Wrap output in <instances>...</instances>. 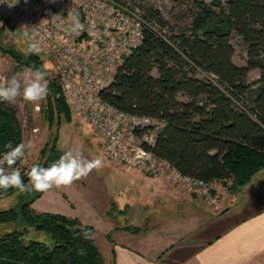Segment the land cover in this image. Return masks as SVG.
Here are the masks:
<instances>
[{
    "label": "trees",
    "instance_id": "1",
    "mask_svg": "<svg viewBox=\"0 0 264 264\" xmlns=\"http://www.w3.org/2000/svg\"><path fill=\"white\" fill-rule=\"evenodd\" d=\"M194 2L192 21L180 33L168 31L158 9H143L149 24L142 41L124 56L115 80L101 96L120 110L163 121L156 143L146 148L183 174L221 182L234 192L264 168V0ZM153 23L160 30L152 28ZM235 38L245 51L244 65L234 60ZM0 48L16 62L15 70L43 71L40 53L29 54L28 48H16L1 38ZM253 70L259 71L255 81L250 80ZM58 77L48 78L45 116L50 125L62 117L71 121L72 105ZM23 138L16 108L0 102V157L8 150L6 144L15 146ZM58 141L56 135L48 142L41 150L42 160L35 164L47 167L59 159L64 151ZM14 167L27 184V172L19 161ZM14 193H18L16 205L0 209V257L30 264H106L93 225L78 217L36 210L33 203L44 192L0 189V197ZM114 210L112 206L108 214L113 216ZM83 228L93 233L91 240L82 238ZM125 228L142 230L133 225ZM31 229L47 234L50 242L30 238ZM81 248L84 255L78 254Z\"/></svg>",
    "mask_w": 264,
    "mask_h": 264
},
{
    "label": "built area",
    "instance_id": "2",
    "mask_svg": "<svg viewBox=\"0 0 264 264\" xmlns=\"http://www.w3.org/2000/svg\"><path fill=\"white\" fill-rule=\"evenodd\" d=\"M0 13L31 44L56 59L70 104L105 139L109 159L126 169L141 168L156 180L182 185L220 210L217 182L183 174L146 148L156 143L163 121L120 110L101 96L115 80L124 56L142 41L149 24L143 10L124 0H2ZM76 20L84 25L78 34L73 31ZM151 27L160 30L157 23Z\"/></svg>",
    "mask_w": 264,
    "mask_h": 264
},
{
    "label": "crops",
    "instance_id": "3",
    "mask_svg": "<svg viewBox=\"0 0 264 264\" xmlns=\"http://www.w3.org/2000/svg\"><path fill=\"white\" fill-rule=\"evenodd\" d=\"M126 170L129 176L115 181L117 196L103 212L102 244L112 253L106 264H264V168L234 192L217 182L220 210L182 185L138 167ZM39 200L33 207L49 211ZM115 203L119 212L113 217L108 212ZM77 217L96 228L97 240L98 226ZM129 225L142 230L129 231Z\"/></svg>",
    "mask_w": 264,
    "mask_h": 264
},
{
    "label": "rangeland",
    "instance_id": "4",
    "mask_svg": "<svg viewBox=\"0 0 264 264\" xmlns=\"http://www.w3.org/2000/svg\"><path fill=\"white\" fill-rule=\"evenodd\" d=\"M130 3L141 10L146 8L158 9L161 17L167 21L170 30L173 33H180L181 29L188 26L193 18L197 7L195 0H129ZM211 3L214 0H204ZM225 3L226 0H221ZM0 18V38L5 43H12L16 48L27 49L31 43L26 35L19 27L13 23L8 17L2 15ZM236 52L234 60L237 64H245V51L239 44L238 39L233 40ZM43 59V71L46 78L58 79L59 71L56 59L48 53L40 51ZM16 62L13 58L3 52L0 48V83L6 82L12 76L22 77L28 67L21 70H15ZM157 74V69L153 70ZM200 75L213 77L208 73L200 72ZM259 76L257 70L250 73V80L255 81ZM9 104V103H8ZM16 108L18 117L22 124L24 138L23 143L31 144V148L26 149V155L19 161V167L26 172L30 168L41 161V150L53 139L59 136V147L64 151L72 150L73 152L80 151L84 158L93 159L97 156L104 161V166L99 170H94L86 178L75 182L71 186L53 188L48 194L40 197L42 205L48 207L51 212L62 213L70 217L81 216L86 220L90 218L98 226V234L100 236L96 240L104 259L109 254L105 245L102 244L103 232L106 229L107 220L103 217L104 208L110 205V200L117 195L113 194L114 186L118 179L129 176L126 169L121 165L108 158L105 153V139L95 130L92 124L85 120L78 110L71 106V121H66L62 117L58 122L55 120L53 125H50L46 120L45 108L47 99L37 104L18 102L17 104H9ZM221 188L226 187L221 185ZM227 188V187H226ZM228 189V188H227ZM230 191V190H228ZM232 192V191H230ZM18 201V193L1 196L0 209L14 207ZM115 210L113 217L119 212L117 203L113 204ZM112 206L110 209H112ZM11 228V227H10ZM30 238H35L50 242V238L43 232H38L31 229L28 233ZM96 236V235H95ZM109 239L111 236L107 235ZM114 261L111 263L113 264Z\"/></svg>",
    "mask_w": 264,
    "mask_h": 264
},
{
    "label": "clouds",
    "instance_id": "5",
    "mask_svg": "<svg viewBox=\"0 0 264 264\" xmlns=\"http://www.w3.org/2000/svg\"><path fill=\"white\" fill-rule=\"evenodd\" d=\"M83 29L84 25L76 20L73 31L78 34V31ZM40 51L41 48L38 44H31L27 49L29 54H39ZM49 95V81L45 72L39 68L29 67L22 77L12 76L6 82L0 83V102L17 104L22 101L37 104L46 100ZM5 148L8 150L0 157V189L3 190L14 188L20 192L43 193L53 188L71 186L89 176L94 170H99L104 166V161L99 156L86 159L80 151L69 150L47 167L34 164L26 173L28 178L26 184L20 169L14 165L25 157L26 149L31 148V144L26 145L21 142L13 146L9 142ZM81 236L84 240H91L93 233L87 228H83L81 229ZM78 254L84 255L85 250L83 248L78 249Z\"/></svg>",
    "mask_w": 264,
    "mask_h": 264
},
{
    "label": "water",
    "instance_id": "6",
    "mask_svg": "<svg viewBox=\"0 0 264 264\" xmlns=\"http://www.w3.org/2000/svg\"><path fill=\"white\" fill-rule=\"evenodd\" d=\"M0 264H30V263L0 257Z\"/></svg>",
    "mask_w": 264,
    "mask_h": 264
}]
</instances>
